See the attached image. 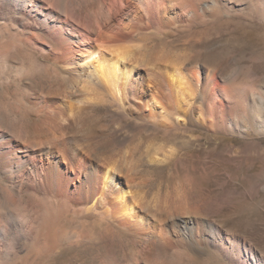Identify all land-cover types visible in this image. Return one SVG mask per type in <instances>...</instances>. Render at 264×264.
<instances>
[{"label":"bare ground","instance_id":"6f19581e","mask_svg":"<svg viewBox=\"0 0 264 264\" xmlns=\"http://www.w3.org/2000/svg\"><path fill=\"white\" fill-rule=\"evenodd\" d=\"M33 1L0 0L7 14L0 33L7 30L11 49L46 62L16 65L24 93L15 95L18 109L0 110V263L32 242L61 239L97 250L100 264H122L116 252L125 246L127 264H163L171 252L193 248L228 264H264L262 251L238 234L181 215L166 196L151 197L147 168L174 149L157 133L135 135L117 157L101 113L117 107L159 133L189 121L218 123L233 106V90L208 64L191 69L153 36L191 28L220 0ZM38 73L42 84L32 80ZM228 123L243 122L232 116ZM69 217L78 222L73 230Z\"/></svg>","mask_w":264,"mask_h":264},{"label":"rangeland","instance_id":"374dc122","mask_svg":"<svg viewBox=\"0 0 264 264\" xmlns=\"http://www.w3.org/2000/svg\"><path fill=\"white\" fill-rule=\"evenodd\" d=\"M33 2L47 7L59 0ZM227 2L218 1L210 15H204L187 30L153 36L156 45L165 44L172 57L186 61L191 69L198 63L208 64L233 90L235 102L232 100L233 106L227 110L230 116L225 112V119L221 118L225 121L220 119L211 126L202 124L204 119L189 121L184 128L159 133L151 126L131 121L117 107L105 108L101 113L107 118L117 157L135 135L141 141L147 134L157 133L168 151L174 149L164 164L147 168L150 178L145 189L151 197H168L173 209L181 215L197 214L215 221L227 233L238 234L264 254V1ZM4 20L7 21V14L0 10V25H6ZM15 53L7 42V30L3 31L0 33V110L18 109L15 95L24 93L25 80L14 78L16 65L24 61L37 69L46 64L28 50ZM39 75L32 80L42 84ZM210 103L207 97L205 105ZM232 116L243 122L242 127L229 125L228 117ZM140 154L137 153L138 158ZM192 155L196 163H191ZM77 225L76 219L66 220L68 230ZM39 241L18 249L9 261L2 263L100 264L93 248L71 246L61 239ZM126 252V246L116 252L122 264H127L123 257ZM217 259L206 250L193 248L171 252L163 264H228ZM107 260L103 264L114 263Z\"/></svg>","mask_w":264,"mask_h":264}]
</instances>
